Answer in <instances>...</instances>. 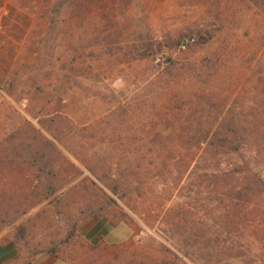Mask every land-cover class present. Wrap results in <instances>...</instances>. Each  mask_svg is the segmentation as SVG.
<instances>
[{"label": "rangeland", "instance_id": "1", "mask_svg": "<svg viewBox=\"0 0 264 264\" xmlns=\"http://www.w3.org/2000/svg\"><path fill=\"white\" fill-rule=\"evenodd\" d=\"M18 3H23L21 6L26 9L16 7ZM51 6L48 0H0V89L3 92V101L0 103V137L4 136L5 131L8 132V116H23L39 127L35 117L45 116L55 108L72 120L74 125L89 124L93 129H106L109 139L116 133L161 131V117L171 109L173 95L179 91L178 86L147 87L152 70L136 73L132 68L134 64L127 63L126 59L116 65L98 66L97 62L103 60L97 58V53L90 55L92 48H100L98 44L80 47L81 58L74 62L78 66L77 72L74 70L71 75L68 68L62 71L61 61L69 54L65 50L67 45H58L52 51L45 48L40 40L46 23L35 22L38 13L49 10ZM217 14L223 20L227 17L229 20L211 45L193 57L192 66L199 69L202 58L217 53L226 41L224 45L232 54L207 87L219 95L231 94L228 108H234V116L245 121L255 117L264 119L263 0H72L64 8L63 17L69 27L66 33L71 38L78 39L83 34L82 28L92 19L101 37L112 35L113 44H118L116 40H134L140 34L161 39L170 31L184 26L213 22ZM81 24L85 26L81 27ZM117 24L120 28H117ZM79 26L81 28L78 29ZM91 29L86 33L93 34V26ZM97 32L93 35H98ZM41 57L45 58L43 64L37 60ZM53 65L58 73L48 84L56 90V99L52 100L44 94L32 95L34 91L26 85L36 88L32 82L38 85L45 83L46 79L42 84L39 83L41 74L50 71ZM159 71L156 69L153 73ZM16 73H19L18 81L14 76ZM46 101L48 107L44 109L42 103ZM57 102L61 104L56 107ZM44 134L51 139L47 133ZM93 143H98L93 150L112 155L110 163L113 176L119 177L121 174L124 181L136 189L124 194L122 198V194L117 197L98 182L118 206L116 208L113 202H109L115 207L109 210L110 215L114 217V213L121 209L132 219V227L126 224L113 226L103 215L95 213L78 229V236L84 241L100 245L99 250L93 252L99 263L264 264V191L248 205L256 217L258 228L254 231L250 228L240 237L227 236L223 217L228 204L226 193L238 181L230 177L221 186H213L204 177L211 173H229L247 163L264 178V139L252 136L241 154L215 157L206 152L207 145L203 144L190 165L188 158L187 162L178 166L164 164L171 161L166 160V156L171 158L174 153L170 144L151 147L152 155L157 157L151 164L148 150L135 154H144L147 158L140 160L135 155H127L128 151L123 152L121 144H109V141ZM59 148L84 170V176L90 175L73 155L61 145ZM79 150L83 151L82 148ZM180 152L183 156H189L183 149H177L175 153L178 155ZM131 165L135 170L129 169ZM122 169L123 172L119 173L118 170ZM80 179L78 177L70 185L73 186ZM18 180L13 185V181L9 180L0 183L9 182L11 188L24 187L25 180ZM97 195V200L104 203L103 194ZM48 203L51 205L47 206ZM82 204L78 200L74 212L80 211L78 209ZM53 205L54 199L50 198L21 216L15 225L4 222L0 226V264H34L37 257L41 258L36 264L81 262L71 260L70 257L73 249L77 256L84 249L87 250L88 246L81 247V242L73 248L63 246L60 249L62 259L47 252L33 254L34 250L61 240L68 230L67 214H57ZM45 208L48 211L47 223L51 224V228L29 230L26 240H18L15 228ZM180 218L182 223L178 225ZM105 221L111 225L110 231L102 226ZM97 230L110 237L93 241L87 238ZM14 239L19 251L11 244ZM111 244L121 246L111 249L116 257L110 255V251L104 247Z\"/></svg>", "mask_w": 264, "mask_h": 264}, {"label": "trees", "instance_id": "2", "mask_svg": "<svg viewBox=\"0 0 264 264\" xmlns=\"http://www.w3.org/2000/svg\"><path fill=\"white\" fill-rule=\"evenodd\" d=\"M48 1L51 2V8L47 11H40L35 22L45 21L46 23L40 40L45 48L52 51L58 45H67L65 50L69 51V54L61 61L60 69L62 71L68 68V72L72 75L74 70L78 69L74 62L77 58H81L80 47L85 48L87 45L98 44L100 48H96V50L92 48L93 51L90 53V55L97 53V58L103 60L101 63L97 62L98 66L116 65L126 59L127 63L134 64L132 68L136 73L152 70V77L149 78L147 87L167 88L172 86L174 88L178 86L179 88V91L173 95L171 109L161 117V131L156 132L143 130L141 133H116L109 139L110 135L106 129H93L89 124L74 125L72 120L62 115L56 108L53 111H48L45 116L35 117L39 127L23 116L16 115L11 118L12 115H10L7 117L8 132L5 131L4 136L0 137V181H13V185L19 181L18 179H22L25 180V186L11 188L9 182L0 183V226L2 227L4 222L15 225L21 216L53 198V207L56 213L64 214L65 212L68 216L66 218L68 230L61 240L51 242L49 244L51 246L34 250L33 254L47 252L62 259L60 249L63 246L68 245L73 248L78 242H81L80 246L87 245V250L84 249L77 256L73 249L70 253L71 260L81 261L77 264H101L93 254L99 250L100 245H92L84 241L78 236V229L95 213L103 215L113 226L126 224L132 227V219H129L121 209L114 213V217L113 214L110 215L109 210L118 208V206L116 201L98 185V182L103 184L113 195L118 197L122 194V198L124 194L136 189L129 182H125L121 174L119 177L113 176L110 163L112 155L93 150L98 145V143H93L94 141L121 144L122 151H128L127 155L131 154L132 156L148 150L151 164L157 158L155 154L152 155L151 147L156 146L157 148L162 143L163 146L170 144L174 153L171 158L166 156V160L171 161L164 162V164L178 166L182 162H187L189 158L188 164L190 165L195 155L203 148V144L207 145L206 152L213 157L241 154L242 149L251 141L252 136L264 139V119L255 117L253 120L245 121L234 116V108H228L231 94L219 95L207 87V84L218 76L221 68L232 54L224 45L226 41L222 43L217 53L202 58L199 69L192 66L193 57L211 45L218 33L224 30L229 17L223 20L220 14H217L216 20L214 19L213 22L184 26L170 31L161 39H155L148 34H140L134 40L125 42L116 40L118 44H113L112 35L104 36L103 34L104 37H101L102 35L97 32L98 28L94 25L95 21L92 19L88 25H80L85 27L82 28L83 34L78 39L69 37L66 33L69 28L68 23L64 20L63 14L64 8L72 0ZM80 26L78 29L81 28ZM91 26L95 31L92 33L97 32L98 35L86 33L92 30ZM117 28H120L119 24H117ZM37 60L43 64L45 58L41 57ZM38 61H36L37 64H39ZM156 69L160 70L157 74L153 73ZM57 73L56 67L53 65L50 71L41 74L39 83L42 84L46 79L45 83L38 85L37 82H32L31 84H36V88L31 85L26 86L34 91L32 95L44 94L52 100L56 99V90L51 89L52 85L48 83L52 82ZM14 76L18 81L19 73ZM12 84L13 82H11ZM27 92L30 93V91ZM32 98L34 99V96ZM40 100L42 101L43 98ZM46 104L47 101L42 103L44 109L48 107ZM60 104L61 102H57L56 107ZM152 133L154 135H151ZM59 145L73 155L90 175L84 176V170L72 162L59 148ZM79 148H82L83 151H80ZM177 149L188 152L190 157L186 154L183 156L182 152L176 155ZM192 151L194 153L191 155ZM135 157L147 160L144 154L135 155ZM129 169L135 170L132 165ZM118 172H123V169ZM78 177L81 179L73 186L70 185L73 181L78 180ZM204 177L213 186H221L230 177L238 181L236 186L230 187L226 193L228 204L223 217L226 221L225 233L227 236L240 237L246 230L251 228L254 231L258 228L256 217L252 215L248 205L261 196L264 191L262 174L254 171L246 163L237 166L229 173H211L205 174ZM35 182H37L36 185H34ZM99 193L105 197L104 203L97 200ZM78 200L83 204L78 209L80 211L74 212L73 208H77L75 205ZM109 202H113L115 207ZM49 205L51 204L48 203L47 206ZM47 214L46 208L40 209L26 223L15 228L17 231L15 236L18 237V240H26L29 230L50 229L51 224L47 223ZM181 223L182 219L180 218L177 224L181 225ZM11 244L16 251H19L15 239ZM119 246L111 244V246L104 247L110 251L111 255V249L119 248ZM104 264H116V262L105 261Z\"/></svg>", "mask_w": 264, "mask_h": 264}, {"label": "crops", "instance_id": "3", "mask_svg": "<svg viewBox=\"0 0 264 264\" xmlns=\"http://www.w3.org/2000/svg\"><path fill=\"white\" fill-rule=\"evenodd\" d=\"M13 1V0H12ZM19 1H21V0H19ZM21 3V2H20ZM16 4V3H15ZM19 4V3H18ZM20 5V6H19ZM19 5H15L16 7H18V8H25L26 9V7L25 6H21V5H23V3L22 4H19ZM3 101V92L1 91V89H0V103ZM103 224V223H102ZM104 228H107V229H109V228H111V225L108 223V222H106L105 221V223H104V225H102ZM111 229H109V231H110ZM100 231L101 230H97V231H95L94 233H93V235L92 236H87V238H89L91 241H93V240H96V239H105L106 240V238L108 239L109 237H110V235H103V233L101 234L100 233ZM41 257H37V259L34 261V264H36L37 262H38V260L40 259Z\"/></svg>", "mask_w": 264, "mask_h": 264}]
</instances>
